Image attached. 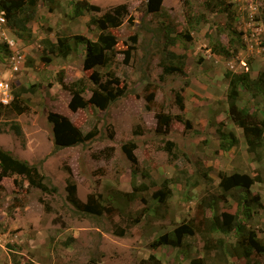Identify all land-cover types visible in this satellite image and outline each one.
I'll return each instance as SVG.
<instances>
[{"label":"rangeland","instance_id":"1","mask_svg":"<svg viewBox=\"0 0 264 264\" xmlns=\"http://www.w3.org/2000/svg\"><path fill=\"white\" fill-rule=\"evenodd\" d=\"M77 1L39 0L34 40L22 42L18 55L0 47V77L11 80L13 100L19 94L24 108L16 113L0 104V147L36 166L46 185L0 175V264H142L151 256L158 264L196 258L204 264H264L258 252L248 260L238 256L236 231L220 229L228 213L264 237V150L260 158L249 153L242 128L231 120L226 78L228 71L251 79L264 73V0H164L157 13L145 11L147 0H88L101 11L75 17ZM123 3L129 15L111 29L118 38L115 62L98 70L106 78L115 74L125 93L107 109L73 111L60 74L71 83L94 70L83 68L84 45L64 57L50 54V43L75 35L97 38L91 17ZM233 29L246 47L229 57L215 53L212 38L228 44ZM14 55L24 56L19 71ZM43 56L52 58L49 65ZM164 63L179 68L168 74ZM239 104L264 117L262 90L242 86ZM50 112L93 136L57 149ZM160 112L174 117L165 134L157 131ZM221 131L233 133L238 143L224 149ZM129 143L135 145L133 159L125 149ZM235 172L255 183L224 191L221 176ZM71 182L79 205L71 202ZM160 189L171 192L163 201L154 197ZM128 192L136 198L126 197ZM88 202L97 209H85ZM211 220H219L218 230L210 229ZM187 223L196 225L195 233L181 247L152 246Z\"/></svg>","mask_w":264,"mask_h":264},{"label":"trees","instance_id":"2","mask_svg":"<svg viewBox=\"0 0 264 264\" xmlns=\"http://www.w3.org/2000/svg\"><path fill=\"white\" fill-rule=\"evenodd\" d=\"M163 2L164 0H147L145 3V11L147 13H157L161 11ZM38 5L39 0H0V9L4 11L7 18L5 26L9 29L10 35L18 38L20 42L30 43V41L34 40V30L31 23L37 17ZM100 11V6L93 4L88 0L77 1L74 5L75 17H80L85 13ZM128 15L129 9L126 3L116 5L99 17H91L89 28L92 29V26H95L97 38L92 39L84 35H75L72 38L61 37L58 38L57 42L50 43V54H58L64 57H68L73 49L80 44L84 45L85 58L83 68L84 70H94L90 77H82L71 83H67L63 74H60L58 79L59 84L71 95L69 103L71 110L77 111L79 109H86L90 105L99 107L100 109H107L125 93L118 85L120 79L115 74L110 73L111 76L109 75V78H106L105 74H102L98 69H100V67L108 68L115 62L118 38L111 29L120 27ZM230 33L231 38L229 39L228 44L212 38L213 51L215 53L229 57L232 56L233 52H238L239 49L246 47L245 40L240 32L233 29ZM184 36L191 39L190 33H186ZM1 42L3 43L0 47L6 50H11L7 42L4 40H1ZM42 61L49 65L52 58L50 56H43ZM163 66L168 74L179 68L171 63H164ZM108 72L111 71L109 70ZM226 78L229 81V91L227 95L229 116L237 126L242 128L249 153L260 158L262 151L264 150V117L260 118L258 113L252 111L247 105L241 106L239 100L242 86L247 89L254 87L262 90L264 93V73L257 79H251L249 73L239 74L228 71L226 73ZM88 91L91 92L89 98L86 97ZM16 96L17 97H15L14 100L12 99L9 104H0L9 110L13 109L16 113H22L24 108L20 105L18 100L19 94L16 93ZM178 98L181 108L184 109V97L178 95ZM148 100L152 101L154 98ZM177 118H179L180 121H184V118L179 115ZM48 119L53 125L54 142L57 149L83 143L86 140L91 139L93 136L92 132L84 133L67 116L61 113L50 112ZM173 119L174 117L168 113H157V131L163 134L169 132ZM185 123L187 127L191 125V121L189 120H186ZM14 129L19 133L21 132L19 125H15ZM221 134L223 136L222 146L224 149L228 150L238 143V139L233 133L227 134L221 131ZM133 146H135L134 143H129V145L125 146V149L128 150L132 159L134 158L132 150ZM12 174L24 175L34 185L46 188V185L43 182L44 177L39 173L36 166L31 165L28 161L14 157L10 151L0 147V175L9 176ZM254 183L255 179L249 174L235 172L231 175H222L220 186L224 191H229L233 188H250ZM135 187L137 186L135 185ZM146 188H148V186ZM69 191L71 194V202L77 205L81 204L76 195L75 183L71 182L69 184ZM170 193L169 189H160L154 193V197L158 201H163ZM135 194V192L124 193L126 197L132 200L136 198ZM84 208L92 211L97 209L90 204V202L86 203ZM224 215L226 216V219L223 221V225H221L220 229H222L227 235L231 234L230 231L232 229L236 231V234L238 235L237 238H239L235 246V249L237 250L236 254L247 260L250 259L254 252L264 255V237L260 238L255 230H247L241 222H239V224L236 223L235 220H233L236 217H233L228 213H224ZM220 224L219 220H211L209 226L212 230H218ZM195 226L194 223L182 224L175 228L171 233L163 234L155 239L152 246L154 248L164 245L181 247L185 237L191 236L195 233ZM227 252L228 251H225L224 253L227 254ZM158 263L159 261H156V257L154 256L142 260V264ZM190 264H204V261L200 258H196L193 259Z\"/></svg>","mask_w":264,"mask_h":264},{"label":"built area","instance_id":"3","mask_svg":"<svg viewBox=\"0 0 264 264\" xmlns=\"http://www.w3.org/2000/svg\"><path fill=\"white\" fill-rule=\"evenodd\" d=\"M7 18L4 11L0 9V38L1 40L7 42L12 51L17 52V55L21 53L20 50V41L18 38L11 36L9 29L5 26ZM19 48V51H18ZM14 55L13 58V69L14 71H19L21 69L23 55ZM13 99V85L11 80L6 77H0V102L7 105Z\"/></svg>","mask_w":264,"mask_h":264},{"label":"clouds","instance_id":"4","mask_svg":"<svg viewBox=\"0 0 264 264\" xmlns=\"http://www.w3.org/2000/svg\"><path fill=\"white\" fill-rule=\"evenodd\" d=\"M20 45H21V42H20Z\"/></svg>","mask_w":264,"mask_h":264},{"label":"bare ground","instance_id":"5","mask_svg":"<svg viewBox=\"0 0 264 264\" xmlns=\"http://www.w3.org/2000/svg\"><path fill=\"white\" fill-rule=\"evenodd\" d=\"M256 7V6H255Z\"/></svg>","mask_w":264,"mask_h":264},{"label":"crops","instance_id":"6","mask_svg":"<svg viewBox=\"0 0 264 264\" xmlns=\"http://www.w3.org/2000/svg\"><path fill=\"white\" fill-rule=\"evenodd\" d=\"M22 43V42H21Z\"/></svg>","mask_w":264,"mask_h":264}]
</instances>
